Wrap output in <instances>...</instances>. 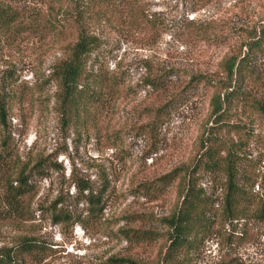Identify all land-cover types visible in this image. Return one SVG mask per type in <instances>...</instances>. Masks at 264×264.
I'll use <instances>...</instances> for the list:
<instances>
[{
  "label": "rangeland",
  "instance_id": "rangeland-1",
  "mask_svg": "<svg viewBox=\"0 0 264 264\" xmlns=\"http://www.w3.org/2000/svg\"><path fill=\"white\" fill-rule=\"evenodd\" d=\"M66 7L0 0V12L15 15L0 28V248L35 241L30 264H157L183 181L207 134L226 135L222 119L245 124L247 133L231 136L239 167L264 187V118L214 113L230 65L245 70L241 92H259L250 72L264 83V57L247 47L264 25V0H110L105 19L83 25L98 42L90 63L114 80L84 126L62 117L53 77L75 38L64 29ZM38 161L35 191L8 206L5 188ZM196 177L220 195L222 180ZM79 184L106 188L100 217L77 198ZM60 210L69 221H55ZM187 264H264V222L216 223Z\"/></svg>",
  "mask_w": 264,
  "mask_h": 264
},
{
  "label": "trees",
  "instance_id": "trees-1",
  "mask_svg": "<svg viewBox=\"0 0 264 264\" xmlns=\"http://www.w3.org/2000/svg\"><path fill=\"white\" fill-rule=\"evenodd\" d=\"M65 2L67 7L63 11L64 29L73 31L75 38L73 43L67 45L65 60L54 68L53 77L57 82L62 117L73 122L78 120L84 126L86 118L101 104L105 92L114 80L107 72H103L101 68L95 69L90 63V57L97 50L98 42L85 31L83 25L105 19L110 0ZM14 20V14L0 12V28L12 24ZM259 28L260 30L254 28L249 35L247 47L253 55L264 57V25ZM244 72L242 64L227 68V84L224 86L223 96L214 99V113H220L219 117L227 115L226 110L233 111L234 114L239 110H249L264 118V83L250 72L247 78L259 92H241L239 80ZM0 115L2 118L1 110ZM221 121L217 125L224 124L226 135L218 137L213 132L204 138L194 168L183 181L180 204L165 223L168 229V245L157 264H187L189 256L208 239L218 222L228 225L248 220L264 222V187L256 186V180L247 172H241L240 148L231 138L232 134L247 133L245 124ZM42 164V161H38L31 169L21 170L16 179L9 183L3 194L4 202L8 206L20 205L24 198L35 191L36 185L31 180L32 177L43 175ZM199 172L209 175L213 180H222L219 196L216 192L206 193L198 187L196 175ZM105 191L106 188L103 187L94 191L87 184L77 185V198L86 204L88 215L96 218L102 215ZM219 201L220 205L217 207ZM54 217L57 222H67L71 214L60 210ZM77 222L80 223V220ZM134 234V239L137 240L148 238V233L145 232ZM37 252L35 241L26 238L12 246L0 248V264H30ZM115 263L128 262L115 260Z\"/></svg>",
  "mask_w": 264,
  "mask_h": 264
}]
</instances>
